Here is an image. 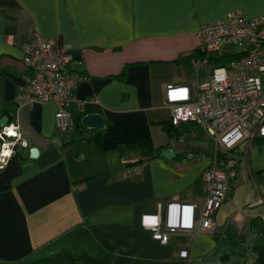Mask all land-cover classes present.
I'll return each mask as SVG.
<instances>
[{
  "label": "crops",
  "instance_id": "0c3cea01",
  "mask_svg": "<svg viewBox=\"0 0 264 264\" xmlns=\"http://www.w3.org/2000/svg\"><path fill=\"white\" fill-rule=\"evenodd\" d=\"M234 10L255 17L264 14V0H0V107L14 104L28 148L39 149L38 157H13L0 170V264H29L59 248L110 264H194L214 250L213 233H176L161 243L141 217L206 194L202 173L213 141L193 123L190 139H173L164 92L169 83L196 80L197 63L182 57L200 48L202 25ZM33 29L59 36L71 68L85 76L73 91L81 102L75 117L104 115L101 147L87 138L70 142L75 125L56 127L53 102L19 107L29 75L23 47ZM146 137L156 147L170 143L176 156L144 162L125 145ZM236 149L239 179L215 220L217 231L238 237L250 219L264 220V139L246 136Z\"/></svg>",
  "mask_w": 264,
  "mask_h": 264
},
{
  "label": "built area",
  "instance_id": "2783aa9c",
  "mask_svg": "<svg viewBox=\"0 0 264 264\" xmlns=\"http://www.w3.org/2000/svg\"><path fill=\"white\" fill-rule=\"evenodd\" d=\"M197 35L201 52L232 53L229 46L236 43L246 49L229 66L211 69L207 58L200 59L197 65L206 68L207 78L165 87L170 124L200 125L213 141L214 157L202 173L206 194L200 201L174 199L165 207L159 204L157 212L142 215V226L164 244L176 233L217 231L215 216L229 197L230 177L238 160L217 159L216 154L235 148L246 136L264 138V14L247 17L241 10H234L223 20L202 25ZM23 50L29 75L25 90L17 95L19 107L23 103L53 102L58 106L56 127L64 132L71 130L75 111L81 107L73 91L85 78L71 68L72 54L61 45L59 36L43 37L37 29L32 30ZM9 129L15 135H9ZM19 147L28 148L29 143L15 116L0 126V170ZM5 152L10 154L5 156ZM145 218H155L157 222L146 225ZM180 256L190 258L189 248L182 249Z\"/></svg>",
  "mask_w": 264,
  "mask_h": 264
},
{
  "label": "trees",
  "instance_id": "16d2710c",
  "mask_svg": "<svg viewBox=\"0 0 264 264\" xmlns=\"http://www.w3.org/2000/svg\"><path fill=\"white\" fill-rule=\"evenodd\" d=\"M245 54L241 53H229L225 51L216 52H201L197 49L193 54H186L182 58L185 59V63L189 66H193L200 59L207 58L209 67L211 69L219 66H229L231 61L239 58ZM127 65L123 68L120 76L126 75ZM13 103H8L0 107V121L3 116H7L12 121L15 116V108ZM83 114L76 115L75 117V129L77 134L70 140L74 142L83 138H87L90 143L96 147H101L102 137L104 130H89L84 129L81 125ZM195 124L197 128H201L197 123L191 122L186 125ZM168 133L175 140L190 139L189 136H185V129L183 127H174L171 124L167 127ZM259 139V138H258ZM129 148L137 151L143 158V160L149 161L160 156V152L164 149H169L170 143L165 146L156 147L150 138L146 137L132 142L125 143ZM236 147L231 150L219 151L216 154L217 159L229 160L231 158L239 159L241 154L237 153ZM30 148L19 147L14 158L21 162H25L30 159ZM214 157L213 153L211 154ZM26 170V166L22 165V171ZM235 173L230 177L229 193L231 195L233 189L236 187L237 179H239L237 172V165L235 166ZM213 238L216 241L214 250L208 255L202 257L198 262L201 264H264V220L262 218H253L247 224V233L245 238L240 239L233 236L231 233L219 229L213 233ZM101 246L108 251L114 252L116 247L108 240H102ZM29 264H110L103 260L96 259L86 252L76 254L69 248H59L51 251V253L45 257L34 260Z\"/></svg>",
  "mask_w": 264,
  "mask_h": 264
},
{
  "label": "water",
  "instance_id": "95a60500",
  "mask_svg": "<svg viewBox=\"0 0 264 264\" xmlns=\"http://www.w3.org/2000/svg\"><path fill=\"white\" fill-rule=\"evenodd\" d=\"M8 117H2L0 121V126L6 125L8 122ZM105 117L104 115L98 112H91L87 113L82 117L81 125L84 129H93V130H103L105 129ZM39 149L38 148H31V156L32 158L38 157ZM160 156L165 159H173L176 156V152L173 149H164L160 152Z\"/></svg>",
  "mask_w": 264,
  "mask_h": 264
},
{
  "label": "rangeland",
  "instance_id": "374dc122",
  "mask_svg": "<svg viewBox=\"0 0 264 264\" xmlns=\"http://www.w3.org/2000/svg\"><path fill=\"white\" fill-rule=\"evenodd\" d=\"M245 49H246V47L244 45H242V44H239V43H236V44H233V45L229 46V50L232 53L242 52V51H245ZM195 71H196V78H195L196 80H197V77H198L199 73H200V76H201L200 80H204L205 78H207V77H205V76H207L206 68H203V67L199 68V66L196 65ZM263 81H264V76H263ZM184 129H185V132H184L185 136L192 135V133H191L192 125H187V126L184 127ZM212 145H213V142H212ZM245 236H246V234L242 233V235H238V238H242L243 239V238H245ZM198 264H201V263H198Z\"/></svg>",
  "mask_w": 264,
  "mask_h": 264
},
{
  "label": "snow or ice",
  "instance_id": "6c2138e0",
  "mask_svg": "<svg viewBox=\"0 0 264 264\" xmlns=\"http://www.w3.org/2000/svg\"><path fill=\"white\" fill-rule=\"evenodd\" d=\"M8 131H9V135H15V133H13L10 129ZM9 154L10 153H8V152L3 153V155H5V156H7ZM146 223L149 225H154L156 223V220L154 218H150V219L146 220Z\"/></svg>",
  "mask_w": 264,
  "mask_h": 264
},
{
  "label": "bare ground",
  "instance_id": "6f19581e",
  "mask_svg": "<svg viewBox=\"0 0 264 264\" xmlns=\"http://www.w3.org/2000/svg\"><path fill=\"white\" fill-rule=\"evenodd\" d=\"M182 124H184V123H181V124H179V125H177V126H174V125H172V126H174V127H178V126H180V125H182ZM255 138H261V137H255ZM254 138V139H255ZM262 139H264V138H262ZM31 150V149H30Z\"/></svg>",
  "mask_w": 264,
  "mask_h": 264
},
{
  "label": "clouds",
  "instance_id": "9594fccd",
  "mask_svg": "<svg viewBox=\"0 0 264 264\" xmlns=\"http://www.w3.org/2000/svg\"><path fill=\"white\" fill-rule=\"evenodd\" d=\"M148 219H150V218H145V220H144V223L146 224V225H149V224H147L146 223V220H148ZM155 219V218H154ZM156 220V219H155ZM157 222V221H156ZM156 224V223H155Z\"/></svg>",
  "mask_w": 264,
  "mask_h": 264
}]
</instances>
